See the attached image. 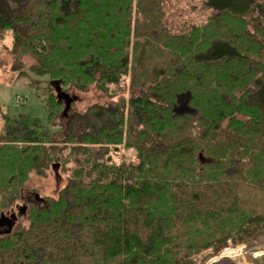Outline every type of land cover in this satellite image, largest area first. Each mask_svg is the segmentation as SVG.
<instances>
[{"label":"trees","instance_id":"1","mask_svg":"<svg viewBox=\"0 0 264 264\" xmlns=\"http://www.w3.org/2000/svg\"><path fill=\"white\" fill-rule=\"evenodd\" d=\"M238 1L202 0L208 22L188 24L170 0H0L11 71L47 76L54 93L51 82L68 93L129 76L127 100L73 113L60 133L137 159L62 155L58 168L81 166L39 201L26 183L54 157L50 131L0 105V215L20 199L28 221L19 208L0 226V264H192L264 228V0L256 19ZM46 102L50 114L64 105L56 93Z\"/></svg>","mask_w":264,"mask_h":264},{"label":"rangeland","instance_id":"2","mask_svg":"<svg viewBox=\"0 0 264 264\" xmlns=\"http://www.w3.org/2000/svg\"><path fill=\"white\" fill-rule=\"evenodd\" d=\"M232 1L235 3V0ZM170 2L173 5L172 11L182 14L183 18L178 20L180 23L183 20L188 24H205L208 22V19H205L208 9L203 7L202 0H170ZM238 2L243 8L240 12L247 17L256 19L255 6L263 1L239 0ZM12 40L13 35L10 31H5L0 35V105L11 117L26 115L39 119L44 124V128H48L50 131L51 138H49L50 141L46 146L50 147L47 149L52 150L54 154V157L49 159L44 176L40 177L30 173L26 187L34 192L32 194L38 193L42 198H56L58 192L66 185L72 171L77 166H81L71 160L65 166L60 165L58 168V162L60 163L62 155L81 158V163L84 165L91 164L92 161L86 162L87 156L81 153L83 149H88L89 154H93L96 159L100 158L104 162L108 159L109 163L117 165L122 164V162L137 163L135 150L125 148L124 144L106 142L103 145H95L65 142L60 133L61 126L66 124V118H69L73 113H82L97 103L102 105L115 104L122 97L127 100L130 95L128 75L124 76L118 84L109 85L106 90L100 89L94 84L89 86L86 91L63 88V90H67L69 95H75L76 99L65 113H63L64 105H62L49 109L50 114L46 101L49 96L55 97V93L50 89V81L47 76H36L28 70L13 72L6 64L10 60L8 50L11 49ZM262 52L264 54V50ZM128 120L129 105L125 103L124 127L128 125ZM55 167L56 171L54 172ZM57 174H59L58 178L56 177ZM30 191L27 193H31ZM23 206H25L24 201L18 199L12 204L11 209L4 211V214L10 216L12 212L16 211L17 213L19 208ZM13 209L14 211H12ZM25 211L26 209L22 216H19L18 213L17 216L19 221H25L24 223L28 225V221L24 217ZM175 250L178 252L177 249ZM190 260L192 264H264V228L261 226L254 227L240 240L229 238L215 247L198 251L190 256Z\"/></svg>","mask_w":264,"mask_h":264},{"label":"water","instance_id":"3","mask_svg":"<svg viewBox=\"0 0 264 264\" xmlns=\"http://www.w3.org/2000/svg\"><path fill=\"white\" fill-rule=\"evenodd\" d=\"M51 83L55 84V86H56L55 87V93H56L57 100L64 101V105H65L64 106V112H66L69 109L72 102L76 99V96L75 95H69L68 93L60 90L57 83H54V82H51ZM200 158L202 160L201 156H200ZM55 170H56V167H55ZM35 197L39 201L44 200L38 193L35 194ZM25 209H26V206H23V207H21L20 211L24 212ZM16 219H17V216L13 212L10 214L9 217L2 214V215H0V225H2L3 220H7L6 224L8 226V230H10L12 228L13 224L15 223Z\"/></svg>","mask_w":264,"mask_h":264},{"label":"flooded vegetation","instance_id":"4","mask_svg":"<svg viewBox=\"0 0 264 264\" xmlns=\"http://www.w3.org/2000/svg\"><path fill=\"white\" fill-rule=\"evenodd\" d=\"M5 215V214H4ZM7 216V215H6ZM6 223H7V220H3V222H2V225H0L1 227H5L6 226ZM5 229V228H4Z\"/></svg>","mask_w":264,"mask_h":264},{"label":"bare ground","instance_id":"5","mask_svg":"<svg viewBox=\"0 0 264 264\" xmlns=\"http://www.w3.org/2000/svg\"><path fill=\"white\" fill-rule=\"evenodd\" d=\"M229 260V259H228Z\"/></svg>","mask_w":264,"mask_h":264}]
</instances>
